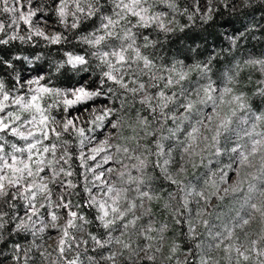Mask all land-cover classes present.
Segmentation results:
<instances>
[{"label":"clouds","instance_id":"clouds-1","mask_svg":"<svg viewBox=\"0 0 264 264\" xmlns=\"http://www.w3.org/2000/svg\"><path fill=\"white\" fill-rule=\"evenodd\" d=\"M0 264H264V0H0Z\"/></svg>","mask_w":264,"mask_h":264}]
</instances>
